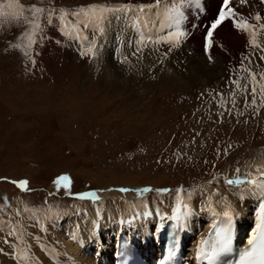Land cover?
<instances>
[{"label":"rangeland","instance_id":"374dc122","mask_svg":"<svg viewBox=\"0 0 264 264\" xmlns=\"http://www.w3.org/2000/svg\"><path fill=\"white\" fill-rule=\"evenodd\" d=\"M127 1L0 0V201L14 204L20 192L27 196L28 204H43L45 199L40 196L48 195L47 190L52 188V183L61 173L70 178L65 181L70 182V186L62 190L64 197L54 211L43 209L48 212L46 216L42 214L46 219L50 221L53 218L61 224L63 216L68 217L71 213L70 219L76 214L82 215L81 212L88 214L94 201L74 197L73 193L81 190L95 188L99 195L96 200L102 206L107 204L103 211L98 205L91 209V216L84 220L75 218V221L82 222L70 229L69 236L63 230L64 249L54 250L60 252L68 263L97 262L93 253V259L87 261L79 246L68 242L76 236V231L84 227L82 224L86 219L104 217L108 222L106 210L110 204L111 210L119 208L116 212L112 211V223L114 218L118 222L131 219L132 212L128 211L125 215L121 212L125 208L123 201H127L122 196L123 192L105 193L106 190L119 186L133 189L143 184H175L180 190L190 186L192 190L200 189L198 195L193 194L194 202L196 198V201L202 199L204 192L212 190V187H216L214 194L220 193L224 179L241 175L250 160L264 154V140L261 139L264 138V77L261 75L264 73V61L260 59L257 44L254 46L251 43L241 52L242 56L254 47L250 57L251 52L240 57L241 62L234 70L231 69L234 64L230 62L217 78L192 86L183 82L161 84L154 80L155 75H151L154 68H158L156 73L165 70L161 77L163 81L175 80L179 71L171 65L172 57L160 66L153 65V60L148 58L136 57L130 64L134 70H129L130 67L125 71L111 58V55L118 58L111 51L106 53L111 62L110 68L104 65L101 54L105 51L100 52L99 46L106 47V44L102 40H93V36H86V31L89 30L90 35L102 32L98 34L102 39L109 35L120 36L121 31L131 32L133 27L130 25L138 16L134 11L128 19L115 18V23L108 22L102 30L91 21L81 31L73 28L71 33L67 32V39L63 31H60L62 36L57 33L56 26L64 30L66 25H70V21L65 19L67 13L78 23V17H85V12L91 11V5L97 6V10L102 7L119 8L125 3L140 5L139 0ZM164 1L153 13H141L151 22L153 16L157 21L168 18L169 22L163 30L170 31L172 17L164 9ZM212 1L216 4H211ZM208 3L213 15L219 2L208 0ZM31 5L43 11L36 12L29 7ZM117 13L104 12L103 18ZM86 18L85 23L88 20L102 22L103 19ZM144 18L141 16V19ZM146 22L142 27L151 28L152 37H155L162 28L157 30L155 23ZM199 29L204 32L205 27ZM199 29H186V36H182L180 41L191 38ZM134 32H138V28L135 27ZM56 34L57 37L54 36ZM71 39L75 41L71 43ZM167 39L162 36L161 42L171 44ZM218 39L220 45L228 40L225 35ZM84 41L92 42L91 46L96 49L90 53V45H85L88 47L83 53H77L73 48H80ZM199 47H192V51L199 52ZM136 48L135 52L152 51L140 44ZM237 49L238 44L231 46L232 52ZM179 50L184 54L182 49ZM139 68H147V75L141 74ZM251 69L255 71V79L252 75L249 77ZM241 71L244 73L241 74ZM253 88L256 90L254 93ZM237 168L239 173L235 171ZM19 180L28 181L27 191L12 183ZM41 190L46 192L40 193ZM36 193L40 194V198ZM31 194L37 198L36 201L32 200ZM248 199L249 207L239 216L243 224L254 222L250 213L256 197L250 195ZM50 200L46 199L52 207ZM22 202L17 201L16 206H22ZM164 206V209H159L161 213L155 214L145 224L146 227L151 226L162 213L171 212V208L167 211L170 205ZM98 208L101 215L97 212ZM146 208L150 212L158 209L153 208V203ZM192 209L191 220L194 222L195 217V228L202 230L211 214L206 211L204 216L197 217L196 210ZM20 211L23 212L22 209ZM10 215L13 219V211H5L0 206V223ZM18 217L29 225L35 224L28 212L24 214L25 218L16 214ZM191 229L195 236L196 229ZM50 231H57L54 223ZM117 233V227L108 232L99 231L96 237H88V241L98 240L102 250L107 241L113 244L110 237ZM46 241L59 249L61 240L47 237ZM4 255L7 256L0 251V260ZM25 255L33 256L28 242L19 254L20 258ZM10 257L7 256L8 260H3L1 264H17Z\"/></svg>","mask_w":264,"mask_h":264},{"label":"bare ground","instance_id":"6f19581e","mask_svg":"<svg viewBox=\"0 0 264 264\" xmlns=\"http://www.w3.org/2000/svg\"><path fill=\"white\" fill-rule=\"evenodd\" d=\"M139 1H140V4H155V0H153V1H151V0H139ZM220 1L221 0H218L219 5H220ZM262 2L264 3V0H247L246 3L242 4L241 0H232L231 3L229 4V6H233V5L236 7L239 6L244 11H246L248 14L251 13L253 16L248 17V18L238 17V20L236 22H233L232 20L226 19L220 26H218V28L215 30L213 36L211 37L213 47L208 51V53L206 52V50L204 48V37H203L204 34H203V32L200 31L201 29L198 30V33L195 32L191 38H189L187 40L179 41L177 46H173L172 43L169 45H165L161 42L162 36L167 38L168 33H166V32H172L171 28H172V25L174 23L175 18L177 17L176 9L179 7V0H166L163 2L164 9L166 10V12L168 14H171V17H172V20L170 22V31H168L167 29L163 30L164 27H166L168 22H169L168 18L160 19L159 21H157L153 16V22L144 18L145 14H147V13L151 14L155 10H157V6H156L154 8L146 9L145 14H142L141 12H138L136 10H132V11H129L127 13L119 12V13H117V15L116 14L108 15L102 19V22L91 20L93 22L92 24L98 25L100 27V30H102V29H104L105 25H107L108 22L115 23L116 22L115 18H119V20H126V19H128V16L130 15V13L132 12V14H133V11H134L140 18H138V16H136L137 18L133 20V23H131L130 26L133 27L131 32L121 31L120 36H119V34L117 36L109 35L105 39H102L101 36H98V34L101 35L102 32H100V33L96 32V34L90 35L91 34L90 31L87 30L86 36H88V37L93 36V38H92L93 40H102V43L106 44V47H103L102 45H101V47L99 46V50H100V52L102 50L105 51L101 55H102V58L105 60L104 65L107 68H110L111 62L108 61V56L106 58V53L107 52L110 53L111 51L115 52L116 56L118 57V58H116L115 56L111 55V58L116 60L117 64H119V66H121V68L125 71H127L128 68L131 67V65H130L132 62L131 60L136 58V57L146 58V59L148 58L151 61L152 60L154 61V62L152 61L153 65H159V66L162 65L169 57H172L173 59L171 61V65L177 71H179V74L176 75L175 80L163 81L161 77L164 76L165 70H160L158 73H156L158 68L153 67L154 68L153 72L156 74L151 73V75L152 76L155 75V76H153L154 80L156 82L161 83V84H166V83H170V82H171L170 84H173L172 82H174V83L175 82H181V83L183 82V83H187L189 85L191 84L192 86H194V85L202 84L205 81L212 80L215 77L217 78L218 76L223 74L224 68H226V66L229 65L230 62L237 65L239 62V59L241 57V52L246 50V48L251 44V41L253 39H255V42H256L255 44H257V42L259 41V39H257V38L264 34V28L261 27V25L264 24V18H263L264 6L262 5ZM236 3H237V5H236ZM211 4H216V2L212 1ZM138 5H139V3L137 4V6ZM257 15H259L261 17L260 20H256ZM141 16L144 19H141ZM145 21H147L146 22L147 24L155 23L157 30L162 28L161 30H163V31L160 30L158 32V34H156L155 37H152L154 35L153 30L151 28H149L148 26L142 27V25L144 24ZM238 23H246L248 25H251L252 26L251 30H254L255 36L253 37L252 35H250L251 30L245 31V30H242L241 28H238L236 26ZM128 24L129 23L126 24L127 28L129 27ZM69 27H70V29L67 28V30H66L68 33L69 32L71 33L73 28L76 29L75 27H71V26H69ZM135 27L138 28V32L140 33V35L138 34V32H134ZM183 31L185 32L186 28H184ZM192 31H194V30H192ZM222 35H225L228 40H227V42L220 45V40L218 38ZM141 36L143 37V39ZM62 39L63 38L61 37V42H62ZM74 41L75 40H73V39L70 40L71 43H73ZM164 41H165V39H164ZM86 42L87 41H84V43L82 42L84 46L85 45L91 46L92 42H89V43L87 42L88 44ZM137 44L144 46L146 49L149 48L152 51L135 52V51H137V48H136ZM235 44H238V49L236 52H232L231 46H233ZM196 45L201 46V48L199 47V52H193L192 51V47H194ZM202 46H203L204 50L202 49ZM179 48L182 49L184 54H182V52L179 50ZM203 53L206 54L205 55L206 57L203 56ZM209 54L212 56L211 60L207 57V56H209ZM216 54H218V55H216ZM164 55H166L168 57L165 59V58H163ZM124 67H126V68H124ZM139 69H140L141 74L147 75V72H148L147 68H139ZM129 70L132 71V70H134V68L131 67V69H129ZM157 77H158V80L156 79ZM177 79H179V80H177ZM250 166L252 168H250ZM244 168H245L244 172L239 177L244 179L245 181L254 179L256 176H258L260 174V171L264 170V154L259 156L256 159L250 160L245 165ZM234 177H236V176H234ZM225 181H226V179H224L223 184H221L220 193L214 194V198L212 197L211 206L216 208V210L218 212H223L224 211L223 205H224V203L228 202V203H231L233 206H235L237 211H239V212L246 211V208L249 207V203H250V200L248 199L250 194H248L245 191L243 193L245 195V199L240 200L236 195L233 194L237 191L231 190V187H234V186L239 187L240 185H228ZM117 185H119V184H117ZM242 186H243L244 190H246L249 187V185L247 183L243 184ZM135 187H137V186H135ZM116 188L114 190L108 189L105 191V193H107L109 191H112L111 193H114V194L123 192L122 196H125L124 198L127 200L128 204H131V206H132L131 209L145 207V206H148L151 204L148 201V193L149 192L147 193V192L143 191V192L139 193L135 190H132L130 187H129V189H127V191H121V189L119 190V188H117V189ZM215 188L212 187V190L205 191L203 194L204 195L203 198L199 199L198 201H195L194 207H192V205L188 202V204L191 206V208H194L196 210L195 214H197V215H195V216H197V217L199 215L204 216L207 213L205 209L209 205V199L208 198H209V196H211V193L214 192ZM140 196L144 198V203L137 207L135 205H136L137 201H139ZM220 196H223V197H220ZM225 197H227V201H225ZM114 198H116V197H114ZM256 200H257V197H256ZM256 200H254V201H256ZM97 202H99V201H97ZM157 202L158 201L154 202L153 205ZM184 202H186V201L184 200ZM169 205H170V207L167 209V211H169L171 206H172V204H169ZM156 207H158V206H156ZM111 208H112V206L110 204V206L107 207V210H106L109 214L108 222L106 221V219L104 217L88 218L82 224V226H84V227L81 230L76 231V234H75L76 236H74L68 240V242L76 243L79 246L80 252H81L83 258L86 259L87 261H88V259H93V258L91 256V253H85V249L83 247V244L86 241H88V237H96V235H97L96 233H98L99 231L108 232V228L111 229L113 227V226L104 227V225L112 223L111 220H112L113 213H112ZM97 212L99 215H101L99 213V208H98ZM121 212L124 215L126 214L125 210H122ZM210 214L213 215V213H211V212H210ZM251 219H252V217H251ZM104 221H105V223H104ZM116 222H118V219L116 220ZM86 224H88V225H86ZM204 225H203V227H204ZM3 228L5 230L4 226H3ZM115 228L113 227L112 229H115ZM202 230H200V229H197V231L195 230L194 231L195 236H193L192 229L186 227V231H187L188 235L192 236V239H194L195 241L199 240V237L201 235ZM116 235H113L110 237L112 240L114 239V242H115ZM39 240L40 239H37V242L32 244V250L34 251L33 253L36 257V260L33 261V264H56L53 262V257L57 258V259L62 258L64 260V264H74V263L66 262V260H65L66 258L60 252L55 251L54 248H52L49 244L42 243ZM105 244H106L105 247L103 246L104 249L101 250V246H99L98 242H97V247L99 249L97 252H98L99 258L103 257V255L104 256L108 255V251H111L112 247L114 245V243L110 244V242L108 244V241ZM43 248H46V249L48 248V249L52 250L53 252H55L54 256H52L50 254V252L44 251ZM3 257L4 258L0 260V264H1V262L4 263L3 260H8L7 256L4 255Z\"/></svg>","mask_w":264,"mask_h":264},{"label":"snow or ice","instance_id":"6c2138e0","mask_svg":"<svg viewBox=\"0 0 264 264\" xmlns=\"http://www.w3.org/2000/svg\"><path fill=\"white\" fill-rule=\"evenodd\" d=\"M162 0H155V4H140L138 6L131 5L129 3H125L121 5L119 8H99L97 10V6L91 5V11L85 12L86 16L93 17L96 19L103 18L104 12H129L132 10H136L138 12H144L146 9L154 8L161 4ZM185 0H179L180 4H183ZM247 0H241V3H246ZM230 0H223V6L219 12L218 17L212 21L211 26L207 29V36L205 44V50L209 51L213 47V43L211 41V37L213 36L214 31L220 26L226 19L229 18L230 15H234L233 9L229 7ZM35 9L36 12H42L43 9L37 7L36 5H31ZM179 12V9H176ZM261 17L259 15L256 16V20H260ZM175 23V31L169 32L167 34L168 42L172 43L173 46H177L180 38L182 36H186V33L181 29L180 26V17L177 16L174 20ZM238 28H241L245 31H250L252 29L251 25L246 23H238L236 25ZM37 27H39L37 25ZM264 28V24L261 25ZM250 35L253 37L255 36L254 30L250 31ZM143 39V37H142ZM251 43L255 46V39L251 41ZM94 45L90 46L88 51L92 53L94 51ZM210 60L212 56L209 55L208 57ZM261 60H264V57H260ZM264 77V73L261 74ZM253 79H255L256 74L252 73ZM256 90L255 88L252 89L254 93ZM262 91H264V86H262ZM254 102V101H253ZM239 173L240 169L237 168L235 170ZM70 178L66 175L60 176L57 178V183L59 184L60 181H68ZM228 185H243L247 183L249 187L244 190H239L235 193L240 200L245 199V195L243 194L245 191L257 197V207L254 212V225L251 229L249 234V238L247 240V245L239 250L238 254L231 260L227 262V264H264V173H261L260 177L247 180L240 178L237 176L234 179H226L225 181ZM13 184H16L21 189L27 191V180H19V181H12ZM121 191H127V189H121ZM144 192L151 191L149 188L143 189ZM157 191L160 192H167L168 189H158ZM178 192L180 190H177ZM80 198H87V197H95L94 192L89 193H79L77 194ZM191 194L189 193V197ZM98 199V197H96ZM209 205L205 209L208 212L213 213L214 219L212 223V231L209 233L208 237H202L196 247L195 250V259L198 264H219L221 259L226 255L233 253V240L235 236V231L237 227L238 218L240 216V212L237 211L236 207L233 206L231 203H224L223 208L224 211L221 214L216 210V208L212 207V197L209 196ZM177 204L176 207L173 209V216L172 219L177 221V227L183 228L185 226L186 218L192 214L193 209L191 206L184 202L182 197L178 194L176 197ZM225 201H227V197H225ZM19 211V210H17ZM27 211V209H26ZM13 232H10L9 235H13ZM5 243H9L8 240H5ZM175 246V243H174ZM3 251V249H0ZM175 252L173 249L169 250V256L174 255ZM22 259L27 260V256H22ZM161 264H164L161 261Z\"/></svg>","mask_w":264,"mask_h":264}]
</instances>
